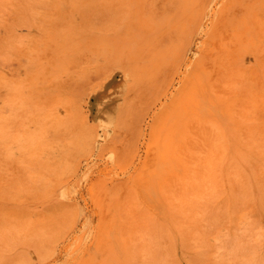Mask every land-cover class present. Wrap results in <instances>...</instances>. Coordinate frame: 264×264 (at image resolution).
I'll return each mask as SVG.
<instances>
[{"label": "rangeland", "instance_id": "obj_1", "mask_svg": "<svg viewBox=\"0 0 264 264\" xmlns=\"http://www.w3.org/2000/svg\"><path fill=\"white\" fill-rule=\"evenodd\" d=\"M0 264H264V0H0Z\"/></svg>", "mask_w": 264, "mask_h": 264}]
</instances>
